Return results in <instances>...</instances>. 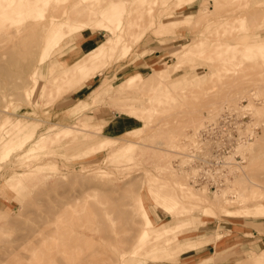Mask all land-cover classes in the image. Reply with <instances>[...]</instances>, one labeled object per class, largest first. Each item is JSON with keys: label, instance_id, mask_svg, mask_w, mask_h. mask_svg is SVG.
Listing matches in <instances>:
<instances>
[{"label": "rangeland", "instance_id": "rangeland-1", "mask_svg": "<svg viewBox=\"0 0 264 264\" xmlns=\"http://www.w3.org/2000/svg\"><path fill=\"white\" fill-rule=\"evenodd\" d=\"M50 3L40 20L65 13L94 20L100 8L109 14L122 9L116 14L121 15L122 28L117 30L121 37L100 60L102 70L91 83L72 91L62 78L49 82L42 76L30 95L37 65L47 75V68H55L59 59H76L83 50L70 45L67 34L63 46L40 62L49 25L29 18L30 24L25 21L18 32L14 13L5 20L8 27L0 18V135L13 137L16 133H7L8 129L17 122L23 125L14 143L0 145V250L36 234L46 215L64 206L75 218L71 225L89 235L90 242L71 248L60 264H81L80 255L100 248L106 253L94 264H264V214L257 211L264 208V40L253 38L256 32L264 34V0ZM107 36L102 31L98 42ZM22 40L32 45L23 61L7 52L11 41ZM186 43L195 48L185 54ZM12 59L14 64L9 63ZM134 72L142 75L130 84L126 77ZM103 84L108 85L104 91ZM81 99L88 102L77 110ZM225 109L240 121L241 136L252 132L257 136L231 153V161L237 158L243 167L233 166L217 193L191 180L194 168L187 167L186 154L198 131L217 121ZM118 114L121 126L133 121V127L104 128L117 123ZM66 125L71 128L65 134L54 135ZM46 133L52 138L43 148L32 150ZM99 139L105 140V147H97ZM130 142L125 151L110 146ZM174 180L185 189L180 190ZM172 191L175 201L169 199ZM167 226L173 228L165 231ZM144 229L150 236L141 243Z\"/></svg>", "mask_w": 264, "mask_h": 264}, {"label": "bare ground", "instance_id": "bare-ground-1", "mask_svg": "<svg viewBox=\"0 0 264 264\" xmlns=\"http://www.w3.org/2000/svg\"><path fill=\"white\" fill-rule=\"evenodd\" d=\"M187 1L189 4L191 2H193V0H187ZM50 2H51V0H0V18L3 19L2 20L3 23L1 22V24L3 25L6 23L7 26L5 25V27H8L9 22H6L5 20L9 17H12V13H14V16L18 17L17 18L18 20L15 19L18 22L16 24L15 23L14 24L18 26V28L16 27L17 31L22 32V29L24 27L22 25L27 19L35 18L36 20H40L42 17L46 16V10L48 9V6L51 4ZM241 5H243V3ZM120 10H122V9H118V8H117V10L114 9L109 14L105 8H100L98 11L101 14L99 17L95 18L94 20H92L90 18L81 19L79 17L70 18L69 16L66 15V13L63 15L62 14L58 15V16L51 14V15L47 16L49 18L48 20H46V21L40 20V22H38V23H45V24L49 25L46 28V32L43 35V39H42V43H41L42 44L41 55L39 58L40 62L43 59H45V57H44L45 55H50L53 52H55V49L59 48L61 45L63 46V43L61 41L65 38L64 36L67 34L70 36L68 43L70 45L73 44L75 46V48H79V49H81V47H80L81 39H79V35H83L82 33L84 30H91V31H93V34L97 31L108 32V36L104 41H102L94 49H92L90 51H86V52L85 51L81 52V54L76 59H73L71 57H67L64 59L61 57L62 59H59L57 61V63L54 65L55 68L59 67L60 65L62 66L59 74H54L56 72L55 68L49 67L46 70L47 71V75H46V74H44V72L40 71V69L38 67L39 65H37L33 70V80H32L33 83H32L30 90H29L30 95L34 94L37 91V89L39 87V78H41L42 76H46L47 77L46 80H48L49 82H51V80L55 81L56 79L62 78L63 80H65L68 83L69 90H72V91L78 89V87H80V86H81L80 88H82L83 86H85L86 83H91L94 80L93 78L96 77L102 70L100 60L102 59V57L104 56L105 53L110 52L108 50L113 51V49H115V47L113 45H114V41H115L116 37H118V38L121 37L120 34H118V32H117V30L119 28L120 29L122 28L121 18H120L121 15H116L118 12H120ZM98 11H96V12H98ZM187 14H190V13H187ZM106 18H108L110 21L115 19V22L113 23V25L103 23V20ZM177 20L178 19H172L170 21L174 22ZM11 23H13V22H11ZM26 24H30V23L27 22ZM94 24H99L98 25L99 28H97V26ZM5 27L3 29H5ZM94 27L97 30H94L95 29ZM125 28H127V26H125ZM120 32H121V30H120ZM261 33H263V31H261L259 33L256 32L255 35L253 36V38L258 39L257 42L264 40V36H263L264 34H261ZM245 37H247V36L245 35ZM200 40H203V39L199 38L198 41H200ZM75 41L76 42L78 41V44L75 43ZM195 42H196V45L199 43L197 41H195ZM195 42H194V44H195ZM194 44L186 43L184 46H186V45H189V46L184 47L185 49L183 52H185V54H186V53L192 51ZM31 48H32V45L23 42V40L21 41V43H19V41H17V42L11 41V43L8 46L7 52L9 53V55L11 57H17L19 60L23 61V59H24L23 57H25L26 54H29L31 52ZM194 48H195V46H194ZM9 63L14 64L15 61L14 60L9 61ZM160 70H162V69H160ZM14 72H16L18 76L23 73V71H8L6 73L7 74H13ZM158 73H161V72L159 71ZM141 75L142 74L140 72H134L131 75L127 76L126 79L131 84L133 81H135V79L140 78ZM48 81L45 82L43 84V86H41L40 94H42L46 91V88L49 84ZM110 84L111 83H108V85H110ZM108 85H106V87ZM106 87L103 84V88H101L100 90L104 91L106 89ZM108 88H110V87H108ZM91 95H92V93H90V95H88L87 97L90 98ZM87 102H88V99H81V102L77 107V110L84 107ZM239 108H240V106H239ZM6 110H7V108H6ZM217 117L219 118V116H217ZM22 126H23L22 122H17V123L13 124V127L10 130L8 129L7 133H16L13 137L7 138L4 135H0L1 147H6V145H8V144L14 143L16 141V138L19 137L17 133L21 132ZM70 128H71L70 126L66 125L63 128L56 130L54 132V135L60 136L61 134H65L67 132V130ZM83 129L87 130V131H92V129H86V128H83ZM13 130H15V131H13ZM250 130H252V129H250ZM1 131H2V129H1ZM132 131H134V130H132ZM126 132H130V131H126ZM256 134H257L256 132H252V135L255 137L257 136ZM76 137H78V135H76ZM4 138H6V139H4ZM51 138H52V135L50 133L43 134L37 141L34 142V144H32V146H31L32 150H35L37 148H43L46 145V142ZM105 139L114 140L115 137L107 136ZM249 140L250 139H245L243 142L238 144L237 147L244 148L245 146H247L250 143ZM132 142H130V144H126L125 146H115L113 143L110 144V146H113L114 151H116V150L125 151L131 147L130 145L132 144ZM76 143H77V141H76ZM94 143H96V142H94ZM251 143H253V142H251ZM20 144H22V143H20ZM174 144H176V143H174ZM98 146L99 147H105L106 146L105 140L99 139L97 147ZM68 147H69V150H71L70 146H68ZM248 147H250V146H248ZM10 148L11 147H9V148L7 147L6 149L9 150ZM186 156L188 157L187 154H186ZM233 163H234L233 166L237 170H238V167H239V169L243 167V165H241L239 162H237V160L234 161ZM28 164H30V163L28 162ZM43 170H44V168H43ZM237 170H236V172H237ZM154 178H156V177H154ZM175 179H176V176H175ZM179 180L180 179H177V181H179ZM177 181L174 180V182H176V183H177ZM158 184H157V187L159 186ZM167 185H169V184H167ZM176 185H178V187H179V185L181 186V188L179 187L180 190L182 188L185 189V187H186V186L183 187L182 182L177 183ZM175 188H176V186H175ZM211 188H213V187H211ZM222 188H223L222 186L218 187L215 190V192H217V193L221 192L220 190ZM206 189L208 190L209 188H206ZM150 191H152V187L150 188ZM174 191H175V189H174ZM163 192L165 193V191H163ZM169 193H171V195L169 194L171 196V197H169V199H171V200L173 199L175 201L176 196L174 197L172 194H176V193L175 192L173 193V191L169 192ZM191 196H192V192H191ZM196 196H198V195L196 194ZM177 197H178V195H177ZM201 197H203V196H201ZM177 200H178V198H177ZM141 201H142V198H141ZM217 201H218V199H217ZM141 206H142V210H143V213L145 215L146 220L149 222L152 221V218L149 215L148 209L143 204V202L141 203ZM49 210H51V208ZM226 211H230V209H227ZM257 211L259 213L264 214V208H258ZM49 215L50 216L46 215L45 221L41 225L42 226L41 229L38 230V232H37L38 235H39V232L41 233L40 237H38V238L34 237L37 233L36 234H34V233L27 234V236L21 237L20 242H19V240H15L18 242H16L15 244L11 243L6 248L0 250V264H56V263L60 264V263H62L61 260H63L64 257L68 255L69 251H71L70 250L71 248L80 247L83 245V243L88 241V237L90 239L89 235L87 236V234H85L84 232L78 231L76 226L71 225L74 223L75 218L73 215L72 216L68 215L66 207L63 206V208H61L60 210L51 211V212H49ZM6 218H7V216H6ZM16 223L17 222H15V224ZM15 224H14V226H15ZM18 224H20V226H21L22 222L18 223ZM9 225H12V224H9ZM172 228H173L172 226H167L164 228V230L169 231ZM7 233H9V232H7ZM140 236L141 237L139 238V242L144 243L147 236H150V232L147 229H144ZM48 239H49V241H52V243H51L52 245L50 243L46 244L48 242L47 241ZM5 241L7 242V240H5ZM89 242H90V240L88 241V243ZM102 252H105V250H102L101 248H100V250L97 249L95 251L86 252V253H83L82 255H80L79 258H77V260L81 264H94L95 261H97L98 259L101 260L103 258L104 254L106 252L104 254ZM102 254H103V256H101ZM121 256H123V253L121 254Z\"/></svg>", "mask_w": 264, "mask_h": 264}, {"label": "built area", "instance_id": "built-area-1", "mask_svg": "<svg viewBox=\"0 0 264 264\" xmlns=\"http://www.w3.org/2000/svg\"><path fill=\"white\" fill-rule=\"evenodd\" d=\"M235 119L234 112L225 109L217 121L207 122L195 140L190 142L187 167L194 168V183L216 190L223 187L232 175L235 168L232 167L234 161H231V153L236 145L252 137V133L241 136L240 121Z\"/></svg>", "mask_w": 264, "mask_h": 264}, {"label": "crops", "instance_id": "crops-1", "mask_svg": "<svg viewBox=\"0 0 264 264\" xmlns=\"http://www.w3.org/2000/svg\"><path fill=\"white\" fill-rule=\"evenodd\" d=\"M86 31V30H85ZM101 32L100 31H97L95 32L94 34L91 32H88V33H82V37H81V41H80V47H81V50L83 51H90L92 49H94L96 46H98L100 43L98 42V36ZM118 118H121V115L118 114L117 118L115 119V124H111L110 126H108L109 124H107L106 126H104V128H111L112 130L114 129H117L118 130V127H133V124L134 122L133 121H128L126 123H123L122 122V125H120V120H118ZM113 122V120H111ZM111 122V123H112ZM114 123V122H113Z\"/></svg>", "mask_w": 264, "mask_h": 264}]
</instances>
